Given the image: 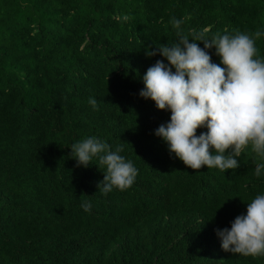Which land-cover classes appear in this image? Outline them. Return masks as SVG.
<instances>
[{
	"label": "trees",
	"instance_id": "1",
	"mask_svg": "<svg viewBox=\"0 0 264 264\" xmlns=\"http://www.w3.org/2000/svg\"><path fill=\"white\" fill-rule=\"evenodd\" d=\"M173 17L189 38L251 35L264 0H0V264H264L214 231L264 193L251 146L237 169H190L153 134L170 113L138 96L162 59L145 52L178 40ZM255 46L264 59V36ZM88 136L122 146L132 186L98 191L105 167L70 150Z\"/></svg>",
	"mask_w": 264,
	"mask_h": 264
},
{
	"label": "clouds",
	"instance_id": "2",
	"mask_svg": "<svg viewBox=\"0 0 264 264\" xmlns=\"http://www.w3.org/2000/svg\"><path fill=\"white\" fill-rule=\"evenodd\" d=\"M184 18H172L178 40L152 45L148 57L159 55L141 77L138 96L154 103L158 111L170 113L154 135L167 146L170 156L193 170L202 166L224 173L239 168L242 149L251 146L259 157L253 174L264 176V59L259 58L255 40L264 30L217 34L205 38V30L183 34ZM197 42L203 43V48ZM219 63L212 62L210 49ZM166 61V62H165ZM93 109L97 100L88 98ZM197 129H205L197 135ZM77 166L87 168L93 158L105 167L97 188L101 194L133 185L138 170L122 155V146L111 149L95 136L83 138L70 147ZM85 212L91 203H81ZM223 251L242 256L264 255V193L246 204L229 227L215 229Z\"/></svg>",
	"mask_w": 264,
	"mask_h": 264
}]
</instances>
